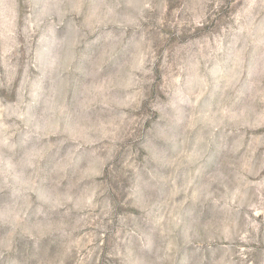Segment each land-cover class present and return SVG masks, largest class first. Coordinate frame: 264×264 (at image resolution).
Here are the masks:
<instances>
[{
  "label": "rangeland",
  "instance_id": "obj_1",
  "mask_svg": "<svg viewBox=\"0 0 264 264\" xmlns=\"http://www.w3.org/2000/svg\"><path fill=\"white\" fill-rule=\"evenodd\" d=\"M261 3L0 0V264H264Z\"/></svg>",
  "mask_w": 264,
  "mask_h": 264
},
{
  "label": "clouds",
  "instance_id": "obj_2",
  "mask_svg": "<svg viewBox=\"0 0 264 264\" xmlns=\"http://www.w3.org/2000/svg\"><path fill=\"white\" fill-rule=\"evenodd\" d=\"M99 7H103L107 9V15H115L116 9H119L121 5L119 3L114 4H101ZM143 7H147V5H143ZM259 7L264 8V0H262V3L259 5ZM125 20H128L129 17L127 15L124 16ZM167 95V94H166ZM156 103L158 105L164 106V107H173L174 108V101L169 98L168 103L165 104L164 100L159 99L157 97ZM10 162H7L4 164L3 167H0V193H5L7 191H11V200L13 203L19 199V194L22 191H32V188L28 182H25V184H20L17 182L16 176H10L9 175V169L12 168ZM12 181L9 183V181ZM35 201L41 206V211L38 213V215H44V220L37 219L35 223L31 225L29 229H25L22 232H17V229L20 227V222L24 220L25 215V209L20 208L17 209L13 206V204H4V210L3 213L0 214V226L2 227H8L11 226L12 232L10 235L15 234L17 236H29L32 237L33 231L37 233L35 237H32L33 239H38L39 236L42 234V227H47L48 225V217L45 215V212H51L56 207H58V203L56 200L52 198L50 194L45 193L42 189L37 188L35 190ZM72 197L70 195H66L65 201L70 202ZM62 231V229H61ZM65 236H67V233H65ZM7 247V245H6Z\"/></svg>",
  "mask_w": 264,
  "mask_h": 264
}]
</instances>
